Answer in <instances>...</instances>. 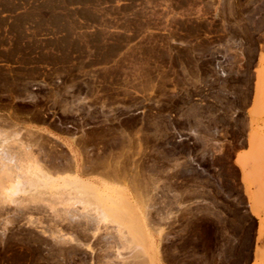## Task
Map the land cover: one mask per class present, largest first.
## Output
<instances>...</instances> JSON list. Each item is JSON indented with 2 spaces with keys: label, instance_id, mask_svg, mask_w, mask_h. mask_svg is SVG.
Masks as SVG:
<instances>
[{
  "label": "rangeland",
  "instance_id": "374dc122",
  "mask_svg": "<svg viewBox=\"0 0 264 264\" xmlns=\"http://www.w3.org/2000/svg\"><path fill=\"white\" fill-rule=\"evenodd\" d=\"M0 5V152L125 175L153 264H264V0ZM25 190L0 195V264L145 260L90 208Z\"/></svg>",
  "mask_w": 264,
  "mask_h": 264
},
{
  "label": "bare ground",
  "instance_id": "6f19581e",
  "mask_svg": "<svg viewBox=\"0 0 264 264\" xmlns=\"http://www.w3.org/2000/svg\"><path fill=\"white\" fill-rule=\"evenodd\" d=\"M10 144H12V142ZM3 145H6V144H3ZM3 145H1V147L3 148V150H1V152L4 154L3 156H5V155L7 156V154L4 153L7 149H5V147ZM6 146H8V145H6ZM28 146H29V144H28ZM30 146H32V145H30ZM9 147H10V145H9ZM11 147H13V145ZM8 149H10V148H8ZM15 150H17V149H15ZM125 150H127V149H125ZM16 152H18V150ZM9 153L10 152H8V154ZM14 154H15V152H14ZM14 154L12 156L8 155L7 158L5 156L6 159L2 158V155L0 156V195H2L4 197V200H6L8 205L12 204L11 202L16 203L17 199H15V198H18L19 196L18 197H15V196H17V194L20 192L22 194L24 193V195H25L27 192L25 189H27V190H29L28 193L34 191V195H37V200L43 199L42 196L45 197L46 196L45 194L48 193L47 195H49L50 197L47 201H50L48 203H51V205H52V202L56 203L57 205L61 203L62 207H66L64 205L69 206V204H71V205L72 204L73 205L74 204H76V205L80 204V205H82V210H81L82 213H83V209L86 210V209L90 208V210L85 211V213L87 212L86 214L88 216H90L91 214L93 215V218L95 220L93 219L92 221H94V222L96 221V224L97 223L100 224V222H102L105 224V225L103 224L104 226H106L107 224H112L113 226H115L118 235H120V237H123L122 239L125 238L124 239L125 241H123V242L127 241L126 243H128L132 246V247L130 246L132 248L131 251L133 252L134 255L136 254L135 255L136 258L139 256L142 258L141 260L145 259L138 264H153V262L156 258V255H155L156 253H155V250L149 245L150 239L148 240L149 236H147V234L144 230V226H145L144 221L145 220L143 219L144 217L142 216V213H144V210L142 212L141 205L143 203H142V200L140 199L141 196L138 197L139 194L136 193L137 191L135 190V187H133V190H132L133 193H135V196L137 194V197L140 199L139 201L136 200L138 198H136V197L134 198L131 195L132 193H130L129 190L127 189L129 187H126L124 185V182H125L124 180H123V183H121V181H119L120 186H117L119 183H116V182H118V180H122L123 178H125V175L119 177V174L115 173V175L116 174L118 175V176L116 175L115 178H117V177L120 178V179L117 178L118 180L115 179L116 182H115V180L112 179L113 182H115V184H117L115 186L114 185L112 186L111 181H110V185L104 184V183L103 184H97V183L93 182L94 180L92 181L91 179H89V177L83 176L81 174L82 172H79L77 170L76 166L72 167L73 166L72 165L66 170H64L62 168L63 170L59 169V171H55L58 168V167L57 168L55 167L56 169L54 170V174L57 172L58 174H64L65 175V176L60 175V176H62V178L55 179V178H52L53 177V176H51L52 174H50V175L46 174L47 173L46 170H45L46 173L43 172V169H41L42 166L39 167L38 163H36V161L33 160L34 157H33V159H32L33 161H32L28 155L24 156V153H22L23 157H19V158H18V156H16L17 154H15V155ZM19 154L21 156V153H19ZM13 156L17 157L19 159L18 160L17 158H15L13 160L14 162L12 161V164L17 163L16 166L18 168L14 167L15 169L13 168V165L9 166V163L7 164V162H4L5 160L11 161L13 159ZM1 159H4V161H1ZM20 162H21V164H19ZM109 168H110V166H109ZM50 170L51 169H48V171H50ZM103 170H105V168H103ZM103 170H101V171H103ZM131 170H132V168H131ZM132 173H134V171ZM110 177H111V175H110ZM121 177H123V178L121 179ZM133 180H135V178ZM131 181H132V178H131ZM100 182H102V180ZM104 182H105V180H104ZM127 182H129V181H127ZM121 184H123L122 186H124V187H121ZM134 185L137 186L136 184H134ZM137 187H139V186H137ZM130 188H132V187H130ZM24 190L26 192H24ZM30 190H32V191H30ZM30 194L32 195V193H30ZM34 195L32 198H29L30 195L29 196L26 195V197L28 199H30L29 201H31V199H33L32 201H34V198L36 197V196L34 197ZM144 195L145 194H143V196ZM0 198L2 199V197H0ZM27 198H26V200L28 201ZM20 199H22V198H20ZM51 199H52V201H51ZM44 200L43 201L40 200V201L46 202V200L45 201ZM27 201H25V202H27ZM35 201L33 203H35ZM4 202H2V203L4 204ZM37 202H39V201H36V203ZM65 202H68V203L63 204ZM56 204H54V205H56ZM51 205L49 207H52ZM144 206L145 205L143 204V207ZM53 207L55 208V206H53ZM145 208H146V206H145ZM51 210H52V208H51ZM63 210H65V208ZM88 211H89V214H88ZM90 211H92L93 213ZM69 212H72V211L69 210ZM73 216H75V215L73 214ZM83 216H84V213H83ZM88 216H87V218H88ZM87 218H86V220L89 219V218L88 219ZM89 222H90V220H89ZM86 223H88V222H86ZM90 223H88V224H90ZM92 225L93 224H91V226ZM95 228H96V226H95ZM97 228H96V230H97ZM92 229L94 230V228H92ZM106 229H108V228H106ZM123 242H121V243H123ZM129 250H130V248H129ZM136 260L138 262V259H136Z\"/></svg>",
  "mask_w": 264,
  "mask_h": 264
},
{
  "label": "trees",
  "instance_id": "16d2710c",
  "mask_svg": "<svg viewBox=\"0 0 264 264\" xmlns=\"http://www.w3.org/2000/svg\"><path fill=\"white\" fill-rule=\"evenodd\" d=\"M12 2V1H11ZM0 7H1V5H0ZM12 13H14V12H12Z\"/></svg>",
  "mask_w": 264,
  "mask_h": 264
}]
</instances>
